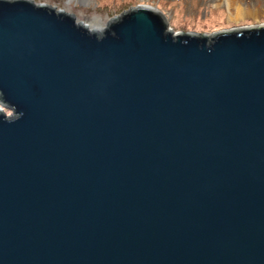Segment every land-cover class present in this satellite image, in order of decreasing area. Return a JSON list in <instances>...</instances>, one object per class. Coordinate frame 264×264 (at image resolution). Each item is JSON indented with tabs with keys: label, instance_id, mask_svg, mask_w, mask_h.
Listing matches in <instances>:
<instances>
[{
	"label": "water",
	"instance_id": "obj_1",
	"mask_svg": "<svg viewBox=\"0 0 264 264\" xmlns=\"http://www.w3.org/2000/svg\"><path fill=\"white\" fill-rule=\"evenodd\" d=\"M68 11L0 0V264H264V23Z\"/></svg>",
	"mask_w": 264,
	"mask_h": 264
},
{
	"label": "rangeland",
	"instance_id": "obj_2",
	"mask_svg": "<svg viewBox=\"0 0 264 264\" xmlns=\"http://www.w3.org/2000/svg\"><path fill=\"white\" fill-rule=\"evenodd\" d=\"M56 8L68 7L69 13H77L76 21L88 22L91 27L104 28L111 16L121 14L135 5L160 7L171 27L213 33L215 30L236 26L264 23V0L245 3L252 13L237 20L229 18V8L224 0H34ZM257 14V16H253ZM5 108V107H3ZM7 114L13 111L6 108Z\"/></svg>",
	"mask_w": 264,
	"mask_h": 264
},
{
	"label": "bare ground",
	"instance_id": "obj_3",
	"mask_svg": "<svg viewBox=\"0 0 264 264\" xmlns=\"http://www.w3.org/2000/svg\"><path fill=\"white\" fill-rule=\"evenodd\" d=\"M249 0H224L226 7L229 8V18L232 20H237L238 18L243 17L244 14H251L252 10L245 6V3ZM144 6V5H140ZM253 16H257L254 14ZM90 27V26H89ZM92 27V26H91ZM100 28V27H98Z\"/></svg>",
	"mask_w": 264,
	"mask_h": 264
}]
</instances>
